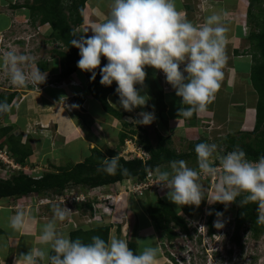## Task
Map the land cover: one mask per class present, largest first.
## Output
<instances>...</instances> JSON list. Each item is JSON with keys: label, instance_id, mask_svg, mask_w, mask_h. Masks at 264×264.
<instances>
[{"label": "clouds", "instance_id": "1", "mask_svg": "<svg viewBox=\"0 0 264 264\" xmlns=\"http://www.w3.org/2000/svg\"><path fill=\"white\" fill-rule=\"evenodd\" d=\"M91 31L93 35L90 37L81 35L71 41L79 50L77 67L91 73L93 80L99 68L101 85L111 86L115 82L119 104L127 112L144 108L150 99L136 87L144 85L146 67L163 72L176 96L182 98L178 115L184 119L205 112L222 86L223 69L228 61V28L219 14L207 16L204 23L197 26L178 10L176 0H111L104 21ZM87 32L85 29L83 33ZM102 57L107 63L100 67ZM2 61L11 83L20 89L46 81V73L38 67L25 71L24 66L30 62L26 55L9 50L4 53ZM181 65H184L183 70ZM9 111V104L0 101V115ZM138 115L140 119L135 120V124L147 126L155 120L154 111H141ZM217 151L216 144L202 142L195 147L198 169L189 167L185 160L171 161L169 169L158 167V181L169 190L168 199L179 207L198 208L203 199L209 202L200 177L201 174L217 176L214 161L218 158L223 173L215 184V195L209 203L228 205L236 202L241 193H247L242 203L258 202L264 208V157L252 162L241 148L219 157L215 156ZM98 171L109 175H116L118 171L128 174L115 157L105 159ZM70 212L64 206L54 207L53 218L40 228V245L21 255L17 259L20 264H158L159 251L155 246L144 247L137 254L129 247L127 239L115 234L107 240L94 235L88 243L73 239L59 228ZM25 222V213L20 211L12 219L11 226L21 231ZM259 222L264 223V215L259 217ZM215 227L220 229L224 225L217 222Z\"/></svg>", "mask_w": 264, "mask_h": 264}, {"label": "rangeland", "instance_id": "2", "mask_svg": "<svg viewBox=\"0 0 264 264\" xmlns=\"http://www.w3.org/2000/svg\"><path fill=\"white\" fill-rule=\"evenodd\" d=\"M176 1L178 10L182 14L186 15L188 20H190L194 25L200 26L204 23L205 17L202 16L201 6L200 8L196 7V11V9L190 5L192 2L189 4L190 0ZM183 1H186L188 3L187 5L190 7L189 9L183 7ZM247 1L248 0L239 1L244 9L242 16L245 23L242 25V30H244L245 32V37L243 38V40L237 39L235 41V44L232 43V37L231 39L227 37V54H230L235 47L239 50L240 55L243 50H247L249 53L251 52L247 33L253 29V23H251L248 20L247 15H245V8L248 6ZM206 2L207 3L202 1V3L205 4L210 3L209 1ZM188 15L190 17H188ZM25 18L27 20L28 17ZM25 18H23V20ZM19 21L22 22L21 20ZM20 22H18L17 20L14 22L15 30L22 27L20 26L22 24ZM45 28L48 27L46 25L43 26L41 28V31H43V29ZM38 36L41 37L40 45H38V48H35V50L30 49L28 54L25 52V50L22 49V42H19V47H21L22 50H20V53L18 54H23L30 57L31 64L42 61L50 62L51 60H53L56 50H66L65 47H63L60 43L55 44L54 42H50L46 32L44 34L39 33ZM46 37L48 41L43 42ZM76 38L78 39L77 36ZM242 54H244V52H242ZM106 63V58L102 57L101 66H104ZM24 67L25 70H31V68L29 69L27 67V64ZM183 67L184 65H181V70H183ZM4 69L6 68L4 67ZM227 69L228 66L226 65L223 69L224 79L222 81V86L215 96L213 105L209 107L211 109L210 111H212L213 113L206 111L203 114L199 113V125L191 127L188 130L186 129L187 132L185 130H181L183 127L182 125L174 126L175 124H172V126H169L167 124L166 114L168 111V104L170 105L169 113L173 114L176 110H178L177 108L180 97L176 96L175 90L166 82V78L162 75V71L155 70L153 83H150V80H148L146 76L144 85L138 86L141 94H147L150 99L148 100L147 105L144 108H139V111L134 112V116L125 115L123 117L125 121L132 123L131 125L133 126H131L130 129H126L129 136L120 148H116L118 150V153L129 151V153L127 154V157L129 158L134 157L138 154L139 147L142 146L140 137L129 132L132 128L138 131V129L136 128V125L138 124H135L134 121L136 120V118L140 119L138 113L141 111H154V122L150 125L142 126L146 128L149 127V130L152 132L151 135L154 134V132L152 131V128L154 126L160 133L165 136H169L172 139L171 147H173V149L180 153L187 152L188 143L191 141H195L196 139H199L201 137L207 139L209 144H216L219 148L222 144L223 138H225L227 133L244 131L239 130V126H237L239 123L235 121L236 118H239L238 116H235V114L239 113L241 105H237L235 103L231 104L232 98L234 96V92H232L233 82H231L232 80H230V70ZM52 75L53 77L57 75V77H59V82L55 81L54 78H51L49 75V77H46V81L43 84L39 85L41 89L47 86H59L61 84H64L65 78H68L60 77L58 72ZM63 79L64 81H62ZM68 83L77 87L83 84H79L73 79L69 80ZM4 84L5 83L3 82V79L0 75V92L5 91L6 84ZM30 86L33 87L32 84H30ZM87 86L88 82L86 81L85 86L83 85L82 87H80V89L85 90V88L87 89ZM154 87L156 88L155 90L162 91L164 94L163 101L165 103V108L163 110L159 109L156 105V98L153 94L155 91ZM224 106L227 109L230 108L234 116H232L233 118L231 119V114H228V120L219 122L218 118H220V111L218 110H221ZM68 108V110L72 109L71 106H68ZM156 116L159 117L157 118ZM121 122L122 121H120V123ZM19 129L20 127L16 125L14 130L15 134H19ZM28 137H31L30 133H28L27 136L23 135L21 141H26ZM152 138H154V135L152 136ZM3 140L4 138L0 139V141ZM3 146H5L8 150V144L6 142L3 143ZM71 149L72 150H70V153L73 156H75L76 154L80 156L81 149ZM61 155L57 148H42V151L38 150L37 152L29 155L25 164L20 165V169L12 168L10 165L0 162V178H8L10 175L16 172H21L22 169H24L26 173L35 177H39V174L44 171H55L59 166H64L67 162H69L65 157L60 158ZM215 156L219 157L222 156V154L218 150ZM217 160L219 159L217 158L214 161L215 167H217V165H220V163L216 164ZM185 161L190 167L192 161ZM156 169L154 171H151L152 174L148 176L149 178H145L142 184H138L132 179H127L113 185H103V187L100 186L102 187L101 190L98 189L100 187H97L98 190H93V188H88L86 186L69 185L59 194L31 193L27 195L29 196V198H27L26 205L29 207V209H34V207H36L37 213L40 216L45 217V220H47L48 218L46 219V217H49L51 219L53 218L55 206H64L67 209L71 208V211H74L77 202H72V199H74L73 197H76L81 193L88 194L90 198L87 202L90 203L92 207L91 210L83 207L79 210L77 209L78 213L80 215L90 214L92 216L95 209L97 212V217L93 218L89 223L85 224V229L96 225L111 223L113 226L110 230V235L115 234L117 237L127 239V241H136L138 243L139 254L144 247L152 246L150 239H147L145 237L146 231L144 232V226H146L147 218H143V213L146 211L148 206L155 203L156 199L162 198L165 201L171 203V205L177 210V212L187 220L190 227L189 234H185L184 232L178 234V236L174 240H172L174 242L169 246L166 245L168 244L167 242L163 243V241H161L159 237V231L156 229L158 233L156 248L160 249L163 253L165 252L164 254H167V252L170 255L171 252L174 253V255L172 256L165 255V262L167 264H264V235H262L258 240H253L250 238V236H248L247 232H240V243H235L233 241L232 234L235 209L231 206V203L225 205L222 213L213 223V225H215L217 222L222 223L224 225L223 231L214 227V230L210 233L207 230V224L203 225L205 218H208V216L210 215L211 207L218 203L209 202H212V198L215 195V184L218 182L219 176L223 173L222 168L217 169L216 177L201 174L200 182L202 183V187L206 190L205 196L209 199V202L207 199H203L200 206L198 208L196 207L195 213L192 216H188L183 213L179 206L168 199L169 190L159 184ZM75 193L78 194L76 195ZM2 199H4L3 201L5 202L7 201V199L5 198ZM62 199H64L65 202H60ZM16 205L17 207H21V204ZM26 205L23 204V206ZM18 210L19 209L14 208V211ZM32 211L33 210L30 211L31 215L35 214ZM262 213L264 214V208H262ZM34 218H37L36 214ZM80 223L82 222H79L75 214L71 212L68 213V219L60 223L59 227L61 231L67 232L69 234L71 229H78L80 228V225H83ZM200 226H203L205 228H200ZM117 227L119 228L118 233L116 232Z\"/></svg>", "mask_w": 264, "mask_h": 264}, {"label": "trees", "instance_id": "3", "mask_svg": "<svg viewBox=\"0 0 264 264\" xmlns=\"http://www.w3.org/2000/svg\"><path fill=\"white\" fill-rule=\"evenodd\" d=\"M87 0H25L23 4L15 3L14 6L27 8L29 12L30 22L35 24L49 23L50 34L49 41L60 43L66 50H56L55 54L59 57L61 64L60 77H67L73 73L78 67L77 63L80 59L79 50L71 44L72 39H77L75 28L84 22L83 10ZM248 20L253 23V29L248 34V40L251 47L252 64L250 67L249 79L254 91L257 94L255 105V125L251 131L230 132L227 133L222 140L221 146L218 148L220 153L233 151L241 148L247 153V158L257 160L264 157V0H248L246 9ZM102 67V66H100ZM38 68L43 71L47 69V65L42 61L38 64ZM97 75L95 79H91V73L83 72L88 82V90L91 95L100 102L103 110L111 116L117 118L121 122V130L117 135V149L120 148L126 139H128V131L132 123L125 121V115L134 116L137 108L132 112L118 111L108 101V95L115 92L114 83L111 86L101 85L99 68L96 69ZM16 92H0V101H6L8 104L14 99ZM156 105L163 110L165 104L163 101V92L154 91ZM0 115V147L3 143L8 144V151L11 157L20 165L25 164L27 157L33 152V144L31 140L21 141V135L15 134L12 125H2ZM136 118V117H134ZM184 119V118H183ZM136 120H138L136 118ZM189 124H195L197 114L191 119H184ZM129 127V128H128ZM138 131L134 128L129 133L140 137L141 145L148 152L149 157L142 159L134 156L125 158L117 149H108L106 156L99 148L94 147L90 151V155L84 160L73 163L68 162L64 166H59L55 171H44L39 177L31 176L24 172H16L8 178H0V199L2 198H20L31 193H61L69 185L86 186L88 188H97L103 185H113L123 180L132 179L136 183L145 180L147 174L156 168H170V162L176 160L192 161L191 168L198 169L197 155L195 147L197 144L208 140L204 137L188 143L187 152H177L171 147L172 139L169 136L161 134L154 126V138L149 127L136 125ZM209 144V143H208ZM118 158L122 168L128 170V174L124 175L120 171L116 175H109L103 171H98L104 165L105 159ZM219 160L216 164H219ZM247 193H241L237 197V201L231 203L235 209L233 221L232 239L235 243H240V232H247L251 239L258 240L264 235V223L259 222V217L264 215L262 208L258 202L242 203ZM76 209L83 207L91 210L89 202L76 204ZM225 205L217 203L211 207L210 215L207 220V230L212 232L214 221L220 216ZM183 213L192 216L195 213L196 206L179 207ZM146 214L152 220L154 226L159 231L161 241L170 243L178 236L177 229L185 234L190 232L187 220L180 215L177 210L162 198L156 199L146 209ZM219 214V215H217ZM112 224H102L89 227H80L69 232L73 239L79 238L83 242L91 241L92 236L99 235L105 240L109 238ZM119 232V228H116ZM129 247L138 254V243L128 240ZM165 253V252H164ZM165 255L171 256L168 252Z\"/></svg>", "mask_w": 264, "mask_h": 264}, {"label": "crops", "instance_id": "4", "mask_svg": "<svg viewBox=\"0 0 264 264\" xmlns=\"http://www.w3.org/2000/svg\"><path fill=\"white\" fill-rule=\"evenodd\" d=\"M24 1L25 0H0V34L10 32L16 20L20 22L19 20L30 17L27 8L24 6H14L15 3L23 4ZM202 1L205 3L209 1L210 3L205 4L202 3ZM239 1L240 0H190L189 4L192 2L190 5L195 9L201 6L202 16L205 17V19L211 14H219L222 17L224 25L228 28L227 37H229V39L232 37V43L235 44L237 39L243 40L245 37V32L242 30V25L245 23L242 16L244 9ZM187 4L186 1H183V7L189 9L190 7ZM110 6L111 0L86 1L83 10L84 22L82 25L75 28V34L78 39L81 35H85V37L93 35L91 28H94L98 23L104 21L106 15L110 11ZM246 9L247 7L245 10ZM188 17L190 16L188 15ZM85 29H88L86 34L83 33ZM50 31L49 28L43 29L44 33H49ZM249 32L247 34H249ZM47 41L48 39L46 37L43 42ZM242 52H244V54H242ZM242 52L240 55L239 50L235 47L230 54L226 53L228 56L226 65L228 66L227 70H230V80L233 82L232 92H234V96L231 104L235 103L241 105L239 113L235 114V116L239 118H236L235 121L239 123L237 125L239 126V130L251 131L255 125L257 94L249 79L250 67L252 64L251 55L247 50H243ZM2 57L3 56L0 55V67L4 66ZM43 62L47 65V69L41 72L46 73V77L50 75L51 78L59 82V77H57V75L53 77L52 75L58 72L60 76L61 64L59 57L55 54L53 60L50 62ZM39 63L40 62H35V65H32L31 69L37 68ZM155 70L156 69L152 67L145 68L147 79L150 80V83L154 81L153 77L155 75ZM67 77L68 78H65L64 84L59 86H47L43 89L35 90L31 86L21 88V91L15 93L14 99L9 104L10 111L3 114L1 118L2 125H12L14 129L16 125L20 127L19 135L22 134L21 138L23 135L27 136L28 133H30L31 137H28L27 140L32 141L34 147L32 153L38 150L42 151V148H57L60 155L62 154L60 158L65 157L69 162L77 163L89 156L92 148L97 147L107 156L108 149H116L117 147V135L121 130L120 120L106 113L100 102L91 95L88 88H85V90L80 89L83 85L85 86V82L87 81L83 71L77 68ZM71 79L79 84H83L78 87L69 84L68 81ZM62 81H64V79ZM113 83L115 92L108 95V101L111 106L118 111H125L119 104V96L116 93L117 84L115 82ZM136 87L139 90V86L137 85ZM155 89L154 87V90ZM248 95L249 97H247ZM181 99L182 98H180L178 102V110L173 114L169 113L170 105L168 104L166 118L169 126H172V124H175L174 126L182 125L183 127L181 130L186 131V129L188 130L191 127L199 125L200 114L197 113L195 124L187 123L178 115L179 109L182 107ZM213 103L214 102L208 106L206 112L213 113L209 108ZM68 106H71L72 109L68 110ZM218 111H220V118H218L219 122L228 120V114H231V119L233 118L232 116H234L230 108L227 109L225 106ZM156 117L158 118L159 116ZM22 142L24 143L25 141ZM71 148L81 149L80 156L77 154L73 156L70 153V150H72ZM39 175H41V173ZM27 198H29V196L5 198L7 199L6 202L3 201L4 199H0V264H20V261L17 259L21 255L27 254L32 247L40 245V228L51 219L46 217V219H48L45 220V217L37 213L36 207H34V209H29L26 205ZM16 204H21V207H17ZM23 204L26 206H23ZM14 208L19 210L14 211ZM31 210H33L32 212L36 214L37 218H34L35 214L31 215ZM20 211L25 213L26 222L23 230L17 231L11 226V221ZM145 212L143 213V218H147L146 226H144V232L146 231L145 237L150 239L152 246L156 247L158 233L153 226L152 220ZM158 251V264H167L165 262V254L160 249H158Z\"/></svg>", "mask_w": 264, "mask_h": 264}, {"label": "built area", "instance_id": "5", "mask_svg": "<svg viewBox=\"0 0 264 264\" xmlns=\"http://www.w3.org/2000/svg\"><path fill=\"white\" fill-rule=\"evenodd\" d=\"M29 21V22H28ZM22 23L20 26H22L20 29L17 28V30H15L13 27V29L6 33V34H0V55H4L5 52L9 51V50H14L16 51L17 53H20V50H25V52L28 54L29 53V50L30 49H33L35 50V48L37 49L38 48V45H40V42H41V37L38 36L39 33L43 34V32L41 31V28L43 26H47L49 27L48 23H45V24H39V23H36L35 25H32L30 23V20L26 18L20 22ZM19 42H22V45H23V48L21 49L20 44ZM57 44V43H55ZM32 65H35V63H28L27 64V67L30 69L32 67ZM26 72L28 70H25ZM0 75H1V78L3 79V82L6 84L5 85V90H19L20 88L19 87H16L14 86L11 81H10V78L9 76L7 75V69H4V67H0ZM162 75L165 76L162 72ZM30 86V84H29ZM33 88L34 89H41L40 86L38 85H33ZM125 152V153H124ZM227 152H231V151H227ZM226 152V153H227ZM124 153V154H123ZM129 153V151H123L121 153V155L123 157H125L126 159L129 158L127 157V154ZM225 153V154H226ZM224 154V155H225ZM137 157H140L142 159H147L149 157L148 155V152L145 151L143 149L142 146L139 147V152L138 154L136 155ZM250 161L252 162H257L259 159L257 160H253V159H250L248 158ZM0 162H3L4 164H7V165H10L12 168H16V169H20V164L17 163L10 155V153L8 152V150L6 148H1L0 147ZM217 169H221V165H217L216 167ZM22 172H25L24 169L21 170ZM152 173L149 172L146 176V178L148 176H150ZM30 175V174H29ZM35 177V176H34ZM149 178V177H148ZM139 184H142L139 183ZM145 184V183H144ZM108 186V185H107ZM103 187V186H102ZM98 188L99 190H101V188ZM97 188H93V190H98ZM76 195L78 193H75ZM74 199H72V202H77V204L79 203H84V202H87L89 201V195L88 194H84V193H81V194H78L76 197L74 196L73 197ZM60 202H65L64 199H62ZM69 210L71 211V208H69ZM71 213V212H70ZM72 213L75 214V216L77 217L78 221L79 222H82L80 224H83V225H80V227H84L85 224L89 223L93 218H96V210L94 209L93 211V215L91 216L90 214L89 215H86V214H82L80 215L78 213V210L76 209V205H75V209L74 211L72 210ZM207 217V216H206ZM207 219L208 218H205L204 220V223L203 225L206 224L207 222ZM85 222V223H84ZM188 223V222H187ZM188 226H189V223H188ZM202 227V226H200ZM215 227V225H213V228ZM221 231H223L224 229L223 228H220ZM177 232L179 234L183 233V232H180L177 230ZM174 241H171L170 243L166 244L167 246L171 245ZM174 255L173 252H171V256ZM178 260V259H177ZM181 263V262H180Z\"/></svg>", "mask_w": 264, "mask_h": 264}, {"label": "bare ground", "instance_id": "6", "mask_svg": "<svg viewBox=\"0 0 264 264\" xmlns=\"http://www.w3.org/2000/svg\"><path fill=\"white\" fill-rule=\"evenodd\" d=\"M245 94V93H244ZM247 97H249V95L247 96ZM252 100V99H251Z\"/></svg>", "mask_w": 264, "mask_h": 264}]
</instances>
